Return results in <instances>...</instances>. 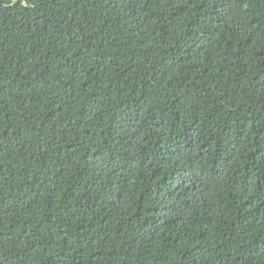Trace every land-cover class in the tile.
Returning <instances> with one entry per match:
<instances>
[{
    "label": "trees",
    "instance_id": "16d2710c",
    "mask_svg": "<svg viewBox=\"0 0 264 264\" xmlns=\"http://www.w3.org/2000/svg\"><path fill=\"white\" fill-rule=\"evenodd\" d=\"M0 264H264V0H0Z\"/></svg>",
    "mask_w": 264,
    "mask_h": 264
}]
</instances>
